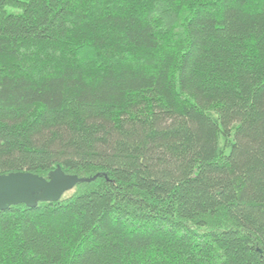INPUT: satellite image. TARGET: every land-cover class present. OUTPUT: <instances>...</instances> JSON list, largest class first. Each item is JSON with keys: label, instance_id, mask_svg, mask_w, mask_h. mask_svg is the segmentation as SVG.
<instances>
[{"label": "trees", "instance_id": "obj_1", "mask_svg": "<svg viewBox=\"0 0 264 264\" xmlns=\"http://www.w3.org/2000/svg\"><path fill=\"white\" fill-rule=\"evenodd\" d=\"M58 166L0 264H264V0H0V175Z\"/></svg>", "mask_w": 264, "mask_h": 264}, {"label": "water", "instance_id": "obj_2", "mask_svg": "<svg viewBox=\"0 0 264 264\" xmlns=\"http://www.w3.org/2000/svg\"><path fill=\"white\" fill-rule=\"evenodd\" d=\"M96 178L67 175L60 166L48 178L28 172L0 175V211L17 205L35 208L39 202H57L77 184L90 183Z\"/></svg>", "mask_w": 264, "mask_h": 264}]
</instances>
